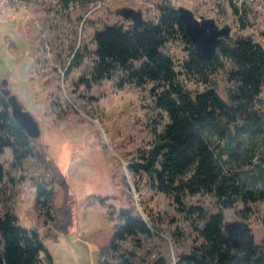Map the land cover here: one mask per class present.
I'll use <instances>...</instances> for the list:
<instances>
[{"label": "rangeland", "instance_id": "1", "mask_svg": "<svg viewBox=\"0 0 264 264\" xmlns=\"http://www.w3.org/2000/svg\"><path fill=\"white\" fill-rule=\"evenodd\" d=\"M162 1L24 0L26 7L10 8L0 0V87L8 86L39 121V139L66 172L78 199L74 225L56 239L57 228L46 213L47 205L41 201L34 206L32 176L39 166L17 163L6 148L0 155V212L13 210L21 225L37 230L57 260L53 264H100L99 246L109 243L118 211L131 203L153 233L132 240L136 256L126 264H150L159 253L174 262L179 253L202 240V215L189 213L184 206L217 210L208 193H184L178 201L173 192L152 188L146 173L130 168L142 149L150 147L155 131L162 129L160 117H153L149 89L155 83L137 86L123 74L100 80L85 74L96 58L98 28L131 20L122 15L123 7L141 9L143 18L157 20ZM170 2L191 8L197 16L214 17L219 26L230 25L229 36H251L264 47V0ZM7 9L18 12L13 15ZM164 51L173 57L180 80L189 88L203 90L216 78L227 82L230 63L226 59L213 66L208 82L202 74L183 68L190 48L180 32L165 43ZM257 102L264 113V85ZM258 141L264 148V138ZM53 188L58 218L65 219L60 210L64 189L56 180ZM90 194L107 195V203L86 197ZM243 209L241 203L223 208L225 219H242L255 241L264 243V199L253 204L247 216L241 214ZM43 260L48 263L44 255Z\"/></svg>", "mask_w": 264, "mask_h": 264}, {"label": "trees", "instance_id": "2", "mask_svg": "<svg viewBox=\"0 0 264 264\" xmlns=\"http://www.w3.org/2000/svg\"><path fill=\"white\" fill-rule=\"evenodd\" d=\"M176 7L165 0L158 4L157 20L117 21L98 28L94 35L96 58L85 74L94 80L123 74L137 86L153 81L156 87L149 89L153 117H160L162 129L155 131L150 147L142 149L139 160L129 163L130 168L146 173L152 188L173 192L178 201L184 193H208L215 200L214 212L202 205L184 206L189 213L199 211L202 215V240L170 264H264V243L255 241L246 224L239 252L233 253L224 235L223 212V208L241 203L245 206L241 214L247 216L252 205L264 199V148L258 141L264 138V113L257 102L264 85V47L251 36H228L218 44L214 56L200 58ZM179 32L190 48L183 68L202 74L208 82L213 66L221 64L220 58L226 59L230 63L226 83L216 78L199 90L180 80L173 57L164 51L165 43ZM39 136H29L15 121L7 95L0 91V155L10 148L17 163L39 166L32 176L34 206L41 201L47 205L46 213L57 228L53 236L58 239L74 225L78 199L66 172ZM2 174L0 162V178ZM54 180L65 192L60 207L65 219L58 218ZM93 196L107 203V195L86 197ZM116 218L109 243L99 246L100 264L132 262L136 256L132 240L153 233L133 203L121 208ZM43 255L48 264L53 263L49 248L35 229L21 225L13 210L0 212V264H44Z\"/></svg>", "mask_w": 264, "mask_h": 264}, {"label": "water", "instance_id": "3", "mask_svg": "<svg viewBox=\"0 0 264 264\" xmlns=\"http://www.w3.org/2000/svg\"><path fill=\"white\" fill-rule=\"evenodd\" d=\"M176 11L183 21L186 33L190 37L194 49L200 58H211L214 56L218 44L223 38L230 35V25L224 24L223 26H219L214 17L205 15L197 16L191 8L184 5L177 6ZM121 13L124 17L130 18L134 22H140L143 20L141 9L123 7ZM2 82L7 84L8 80L3 79ZM0 91L4 95H7V100L15 121L29 136L38 137L41 134V127L34 114L23 107L17 95L11 92V89L8 86L0 87ZM243 227L244 223L242 219L224 221V235L231 245L235 255L240 249V236ZM35 231L37 232V230ZM150 264H170V262L165 253H159L153 258Z\"/></svg>", "mask_w": 264, "mask_h": 264}, {"label": "built area", "instance_id": "4", "mask_svg": "<svg viewBox=\"0 0 264 264\" xmlns=\"http://www.w3.org/2000/svg\"><path fill=\"white\" fill-rule=\"evenodd\" d=\"M8 3V7L10 8H16V7H26V4L24 3V0H1V3ZM48 264V263H46ZM53 264V263H52Z\"/></svg>", "mask_w": 264, "mask_h": 264}, {"label": "crops", "instance_id": "5", "mask_svg": "<svg viewBox=\"0 0 264 264\" xmlns=\"http://www.w3.org/2000/svg\"><path fill=\"white\" fill-rule=\"evenodd\" d=\"M7 10H8L9 12L12 11V14H13V15H15L16 12H18V11H15V12H14L13 9H7ZM15 17H16V16H15ZM16 19H17V17H16ZM51 254H52V256H53L54 261H57V260L55 259L54 255H53V253H51ZM61 263H62V262H61ZM62 264H63V263H62Z\"/></svg>", "mask_w": 264, "mask_h": 264}]
</instances>
